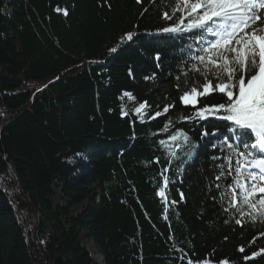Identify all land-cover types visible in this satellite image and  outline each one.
<instances>
[{"label": "trees", "instance_id": "1", "mask_svg": "<svg viewBox=\"0 0 264 264\" xmlns=\"http://www.w3.org/2000/svg\"><path fill=\"white\" fill-rule=\"evenodd\" d=\"M176 2L0 0V264H98L84 240L103 264H264L229 187L255 136L193 117L218 92L180 101L204 78L201 33L161 31Z\"/></svg>", "mask_w": 264, "mask_h": 264}, {"label": "snow or ice", "instance_id": "2", "mask_svg": "<svg viewBox=\"0 0 264 264\" xmlns=\"http://www.w3.org/2000/svg\"><path fill=\"white\" fill-rule=\"evenodd\" d=\"M260 9H264V0H177L172 15L166 12L164 18L171 20L180 12L179 21L161 31L179 33L198 30L201 33V54L193 57L198 64H193L192 70L204 78L203 90L199 91L194 86L179 99L183 104L195 108L202 102L198 101V97L218 92L222 102L196 108L193 117L205 119L207 116H217L232 122L237 129H248L255 134V142L245 145L246 150L238 153L240 159L235 162V177L229 187L232 189L231 206L241 216L245 214L243 206L247 205L249 209L258 211L260 219L264 221V35H256V29H253L251 35L247 31L255 20L261 19ZM206 35H211L213 39L205 40ZM126 38L132 39V34H126ZM209 77L217 82L213 83ZM125 95L131 96L129 93ZM145 107L146 104L141 103L135 109L141 118V110ZM169 107L165 106L164 112H168ZM126 114L122 111V115ZM156 115L159 116L160 113L157 112ZM167 127L166 124L165 129ZM178 137L188 140L183 132H177L169 139L176 141ZM160 143L163 145L166 142L162 140ZM249 147L253 151H247ZM257 149L259 153L255 152ZM224 175L225 172L221 171L216 179L219 180ZM228 175L232 173L229 172ZM158 194L163 197V190ZM249 215L252 220L257 219V215L251 212ZM236 223L240 224L241 221L238 219ZM255 255L258 253H253ZM220 264L227 262L221 261Z\"/></svg>", "mask_w": 264, "mask_h": 264}, {"label": "rangeland", "instance_id": "3", "mask_svg": "<svg viewBox=\"0 0 264 264\" xmlns=\"http://www.w3.org/2000/svg\"><path fill=\"white\" fill-rule=\"evenodd\" d=\"M259 15H260L261 19L255 20L253 22L252 26L247 29V31L249 32L250 35L253 33V29H256V32H255L256 35H264V9L259 10ZM237 38H239V35L237 36ZM62 204L65 205V203H63V202H62ZM83 207H84L83 203L78 204V205L74 206L73 208H71L70 212L74 213V214L79 213ZM84 243L87 246V248L89 249L92 258L98 264H103V261H104L103 257L100 255L99 251L95 247V244L90 240H84ZM57 257H60V256L55 257L53 255H50L49 259L51 261V264H54V259ZM61 261H62V264H64V260L62 258H61Z\"/></svg>", "mask_w": 264, "mask_h": 264}, {"label": "water", "instance_id": "4", "mask_svg": "<svg viewBox=\"0 0 264 264\" xmlns=\"http://www.w3.org/2000/svg\"><path fill=\"white\" fill-rule=\"evenodd\" d=\"M54 264H62L61 258L60 257L55 258Z\"/></svg>", "mask_w": 264, "mask_h": 264}]
</instances>
